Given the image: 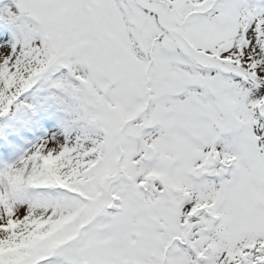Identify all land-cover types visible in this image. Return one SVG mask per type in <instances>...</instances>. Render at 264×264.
Instances as JSON below:
<instances>
[{
  "label": "snow or ice",
  "instance_id": "1",
  "mask_svg": "<svg viewBox=\"0 0 264 264\" xmlns=\"http://www.w3.org/2000/svg\"><path fill=\"white\" fill-rule=\"evenodd\" d=\"M0 264H264V0H0Z\"/></svg>",
  "mask_w": 264,
  "mask_h": 264
}]
</instances>
